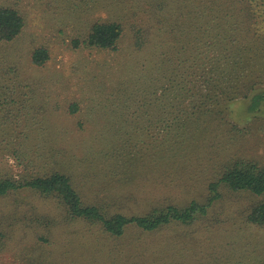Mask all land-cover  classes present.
Here are the masks:
<instances>
[{
  "label": "rangeland",
  "instance_id": "1",
  "mask_svg": "<svg viewBox=\"0 0 264 264\" xmlns=\"http://www.w3.org/2000/svg\"><path fill=\"white\" fill-rule=\"evenodd\" d=\"M0 7L24 18L13 40L0 41V177L59 171L105 215H148L163 204L206 202L209 184L234 157L264 165V99L249 108L264 93V0H0ZM195 9L188 26L183 19ZM97 21L122 26L115 49L84 44ZM196 25L224 36L232 97L205 87L209 70L192 68L176 49ZM217 46H204L206 62ZM38 47L48 54L41 65L32 62ZM216 189L220 196L192 223L122 235L29 188L10 191L0 195V264H264V227L247 220L264 195Z\"/></svg>",
  "mask_w": 264,
  "mask_h": 264
},
{
  "label": "trees",
  "instance_id": "2",
  "mask_svg": "<svg viewBox=\"0 0 264 264\" xmlns=\"http://www.w3.org/2000/svg\"><path fill=\"white\" fill-rule=\"evenodd\" d=\"M198 17V10H188L187 16L183 20L187 21L186 24L188 26H192L194 20L198 19ZM23 26L24 18L17 9L0 7V41L13 40L21 32ZM194 30L195 32L191 39L176 46L179 54L186 56L188 61L193 59L192 68H194L197 62V71L203 72L206 69L209 70L210 77H207L209 81L205 82V87L208 86L209 89L214 87L222 91L226 90L228 92L227 95L231 97L233 94H237V92L233 93L230 89L232 80L228 85L224 83L226 81L224 73L233 70L231 65L234 62L228 58L229 51L227 48L221 50L222 42L225 40L224 36L220 32H215L208 25H196ZM122 31V26L118 22L97 21L92 24L83 42L85 45L91 47L115 49ZM176 40L179 42V39ZM216 42L218 46L212 52L210 60L206 62L209 57L208 54L206 55V48L204 46H213ZM47 58V51L42 47L36 48L32 53V62L34 64L41 65ZM202 58H204L202 61L197 60ZM223 59L224 64L221 63ZM193 74L194 71L192 70L191 75ZM261 99H264V93L262 92L253 96L249 107L251 111L259 110L258 105ZM71 110L72 112L75 111L74 104L71 106ZM220 184L233 191L245 190L256 195H264V165L242 159V157H234L229 162L227 161L219 171L217 182L209 184V190L213 193L207 198L206 202L198 203L192 200L185 206L173 203L163 204L154 208L153 212L148 215H125L122 213L105 215L98 206L84 204L81 195L73 187L69 177L59 171H55L49 175L22 180L0 177V195L20 188H29L43 196L54 198L62 203L66 208V212L71 217L97 222L107 233L122 235L128 227H136L141 231L147 232L163 228L171 223H192L197 218L205 216L209 206L220 196V193L216 189ZM247 220L252 224L264 227V199L250 210Z\"/></svg>",
  "mask_w": 264,
  "mask_h": 264
}]
</instances>
